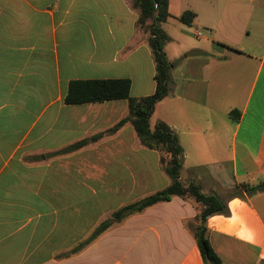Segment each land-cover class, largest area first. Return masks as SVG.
Returning <instances> with one entry per match:
<instances>
[{
    "label": "crops",
    "instance_id": "crops-1",
    "mask_svg": "<svg viewBox=\"0 0 264 264\" xmlns=\"http://www.w3.org/2000/svg\"><path fill=\"white\" fill-rule=\"evenodd\" d=\"M185 11L195 15L190 26L179 22ZM168 14L169 94L149 127L163 123L176 135L182 183L226 202L228 215L205 222L221 262L264 264V192L245 191L264 182V0H168ZM137 20L133 0H0V264H203L190 227L199 206L176 196L71 253L88 232L64 190L56 194L64 168L55 154L101 135L72 152L93 155L83 165L147 170L110 157L120 146L151 151L129 123L109 131L128 116L125 100L63 102L73 80L127 79L130 98L154 93L151 22Z\"/></svg>",
    "mask_w": 264,
    "mask_h": 264
},
{
    "label": "trees",
    "instance_id": "trees-1",
    "mask_svg": "<svg viewBox=\"0 0 264 264\" xmlns=\"http://www.w3.org/2000/svg\"><path fill=\"white\" fill-rule=\"evenodd\" d=\"M133 6L138 10L137 21L141 28L146 27L147 21L151 22L147 29L150 35L148 44L155 64L153 77L155 82L154 93L147 97L130 98V81L127 79L73 80L68 84L63 102L67 106H80L125 100L127 102L128 116L120 120L110 131L116 132L126 123H129L143 147L149 150L162 149L167 152L170 156V161L164 167V172L171 179V184L153 195L114 211L109 220L102 221L83 243L72 249L71 253L75 254L85 246L90 245L114 223H120L130 215L140 213L157 203L168 202L171 197L176 196L190 198L199 206L198 214L195 217L198 225L191 228V231L203 264H223L209 244L205 222L208 217L213 215H228L226 202L216 195L203 194L200 185L196 183H182L180 181L182 149L178 144L176 135L163 123L156 124L153 129L149 127V118L154 106L169 94L168 82L171 65L168 63L164 52L167 36L161 28V24L169 16L168 0H133ZM194 18L195 15L192 12L185 11L179 17V22L190 26ZM100 137L101 135H95L89 139L80 140L62 149L60 153L78 151L89 142L97 141ZM245 191L248 194L256 191L264 192V182L256 187L245 188ZM236 195L238 197L241 196L240 194H233V196Z\"/></svg>",
    "mask_w": 264,
    "mask_h": 264
},
{
    "label": "rangeland",
    "instance_id": "rangeland-1",
    "mask_svg": "<svg viewBox=\"0 0 264 264\" xmlns=\"http://www.w3.org/2000/svg\"><path fill=\"white\" fill-rule=\"evenodd\" d=\"M190 29L192 30V28ZM193 29H197L206 36L204 29ZM109 131L107 133L110 135ZM109 146L108 144V146L105 145L96 150L97 152H106ZM134 146L135 148L139 147L137 144H134ZM119 151H121L120 154L117 156L110 155V157L115 160L117 159L119 164L121 162H133L135 168L138 165L147 164V170H138L139 167H137L135 170L129 171L126 170V165L122 167L118 165L120 166L118 170L113 169L116 165H113V167L106 164L83 165L85 160L93 157L92 154L70 153L64 154V156L55 154V159L59 156L63 158L61 159L62 161L56 163V167H59V169L64 168V170L55 171L54 174L55 179H61L63 183V186L61 185L60 187L56 184V194L59 193L57 190H64L65 196L70 199L69 204L72 214H79L81 217V230L84 228V225L87 228V238L102 221L109 220L114 211L153 195L171 184V179L164 172V167L169 164L170 156L164 150H151L150 152L144 150L145 154L137 153L131 155L125 154L127 153L126 150L120 146ZM96 156L104 159V161L107 159L106 155ZM99 165L112 167V169H95ZM161 175L166 177L165 182L160 178ZM131 176H133V179H131ZM197 225L198 223H192L190 227L193 228Z\"/></svg>",
    "mask_w": 264,
    "mask_h": 264
},
{
    "label": "built area",
    "instance_id": "built-area-1",
    "mask_svg": "<svg viewBox=\"0 0 264 264\" xmlns=\"http://www.w3.org/2000/svg\"><path fill=\"white\" fill-rule=\"evenodd\" d=\"M196 36L199 37V36H200V33L197 32V33H196Z\"/></svg>",
    "mask_w": 264,
    "mask_h": 264
}]
</instances>
